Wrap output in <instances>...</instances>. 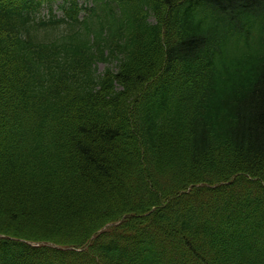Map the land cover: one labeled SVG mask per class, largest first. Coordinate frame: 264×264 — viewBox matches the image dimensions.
I'll return each mask as SVG.
<instances>
[{"label": "trees", "instance_id": "trees-1", "mask_svg": "<svg viewBox=\"0 0 264 264\" xmlns=\"http://www.w3.org/2000/svg\"><path fill=\"white\" fill-rule=\"evenodd\" d=\"M83 1L0 0V264H264V0Z\"/></svg>", "mask_w": 264, "mask_h": 264}, {"label": "rangeland", "instance_id": "rangeland-1", "mask_svg": "<svg viewBox=\"0 0 264 264\" xmlns=\"http://www.w3.org/2000/svg\"><path fill=\"white\" fill-rule=\"evenodd\" d=\"M103 69V66L102 65H99L98 66V70L101 71Z\"/></svg>", "mask_w": 264, "mask_h": 264}]
</instances>
